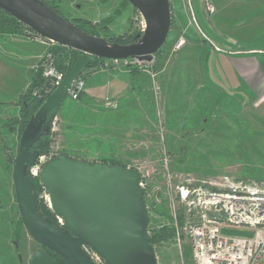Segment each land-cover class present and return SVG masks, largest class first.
<instances>
[{"label": "rangeland", "instance_id": "1", "mask_svg": "<svg viewBox=\"0 0 264 264\" xmlns=\"http://www.w3.org/2000/svg\"><path fill=\"white\" fill-rule=\"evenodd\" d=\"M50 1L58 2L69 22L94 25L102 39L113 41L142 33L143 19L130 4L124 6L123 0ZM169 3L172 23L159 53L149 63L105 61L87 69L81 99L63 101L50 128L48 149L34 165L41 171L48 161L66 156L137 171L149 217L148 237L154 238L161 229L171 234L154 241L157 264L189 262L187 231L196 221L194 189L221 192L242 183L264 190V91L238 95L227 91L222 80L229 75L228 59L247 56L254 49L264 53L259 46H251L255 47L251 51L230 44L231 38L246 45L258 43L256 38L264 34V9L258 12L256 8L259 3L264 7V2ZM105 19H111L106 26ZM23 38L34 40L36 46L42 44L28 30ZM1 39L0 264H29L43 247L29 236L23 223L17 228L21 218L12 169L21 125L13 123L19 118V107L13 101L27 90L31 70L36 71L39 62L42 72L43 59L54 46L49 45L34 64H26L32 69L17 71L15 84L6 83L2 64L18 62L10 56L13 45L7 43L11 41L4 49ZM61 62L67 66L66 57ZM132 68L136 73L130 72ZM33 181L37 201L51 211L39 176ZM183 190L189 192L186 199L180 195ZM55 222L62 228L56 217ZM89 253L94 264H104Z\"/></svg>", "mask_w": 264, "mask_h": 264}, {"label": "water", "instance_id": "2", "mask_svg": "<svg viewBox=\"0 0 264 264\" xmlns=\"http://www.w3.org/2000/svg\"><path fill=\"white\" fill-rule=\"evenodd\" d=\"M145 24L133 43H109L90 35L53 13L39 0H0V10L41 38L58 47L54 63L67 53V68L53 92L28 120L22 131L12 179L21 221L29 236L58 255L65 264H94L85 248L104 264H157L148 242L149 217L137 171L105 163H89L58 156L44 164L39 179L46 189L50 209L62 228L45 223L32 195L33 179L26 169L40 156L34 144L47 133L67 98L70 85L96 59L136 60L149 63L167 39L171 12L169 0H126ZM227 236L251 238L246 231L222 229ZM29 264H57L43 250Z\"/></svg>", "mask_w": 264, "mask_h": 264}, {"label": "built area", "instance_id": "3", "mask_svg": "<svg viewBox=\"0 0 264 264\" xmlns=\"http://www.w3.org/2000/svg\"><path fill=\"white\" fill-rule=\"evenodd\" d=\"M144 30L145 24H142L141 32L143 33ZM32 37L48 47L56 45L37 34ZM109 61L126 63L129 60ZM42 77L48 82L51 80L50 85L54 88L61 78V74L55 67L52 53H48L43 59ZM83 89L84 82L78 78L70 85L67 97L78 100ZM34 165L29 168L35 167L37 171H40ZM188 193L183 190L180 194L182 199H186ZM191 194L194 195L193 201H196L192 203L196 210V221L187 231L190 249L189 262L181 259L180 264H264V190L255 185L238 183L232 185L227 191L216 192L198 188L194 189ZM56 218L62 226V220ZM222 229L251 232L252 237L223 235ZM84 250L92 260L89 253L92 251L88 248ZM96 257L98 258L97 255Z\"/></svg>", "mask_w": 264, "mask_h": 264}, {"label": "trees", "instance_id": "4", "mask_svg": "<svg viewBox=\"0 0 264 264\" xmlns=\"http://www.w3.org/2000/svg\"><path fill=\"white\" fill-rule=\"evenodd\" d=\"M41 3H43L47 8H49L53 13L57 14L59 17L63 18L65 21L69 22L67 19L63 17L61 14V11L59 9V5L57 1H50V0H39ZM100 1H105V0H100ZM129 3L126 0H123V5H128ZM120 14V10L116 13V15ZM111 22V19L104 20V25H108ZM71 23V22H69ZM171 23H172V17H171ZM73 24V23H71ZM76 27L79 29L83 30L84 32L99 37V34L97 33L96 27L92 25L91 23H86V22H81V23H74ZM171 27V24H170ZM25 30H28L31 32L32 36L36 35L30 28L22 25L19 23L16 19H14L12 16L7 14L4 11L0 10V37H5L9 35H19V36H25ZM142 35V33H136V34H125L124 36H119L115 40L110 41L107 39H104L105 41L109 43H117L121 45H126L133 43L139 37ZM100 38V37H99ZM58 47L54 45V47L50 50V52L55 56V53L57 51ZM160 50L156 52V54L159 53ZM67 53H64L60 56L59 61H58V70L60 71H65L67 66L63 65V62H61L63 56L67 58ZM109 61V60H103V59H96L95 63L87 69H94L101 63ZM41 63L37 65L36 71L32 73V80L31 83L29 84L27 90L20 95L18 98L17 102H15V105L19 107V113L18 116L19 118L16 120H13V123H20L21 125V133L24 130L28 120L31 118V116L37 111V109L40 107V105L44 102V100L53 92L55 89L53 86L49 84V82L42 78V72L39 69ZM86 69V70H87ZM85 70V71H86ZM85 71L80 75L79 78H83V74ZM130 72H135V70L132 68V71ZM82 97V93L80 94L79 98L77 101H79ZM59 111V110H58ZM58 114V112H57ZM17 118V117H16ZM49 136H50V130L47 133H44L40 139L34 144L32 147V151H38L39 154H42V152L47 151L48 145H49ZM109 164V163H108ZM110 165H115V166H123V165H116V164H111ZM125 167V166H124ZM140 182V180H139ZM36 189H37V184L36 182L33 181L32 185V195L35 200L36 204V209L38 214L42 217V219L45 221V223L52 225L54 227H57V224L55 222V216L54 214L49 211L44 205L40 204L37 201L36 197ZM22 225L21 219L19 220L17 224V228L20 230V226ZM170 231L166 229H161L160 231L156 232L154 235V238L148 237V242L149 244L153 247L154 241L158 242L161 240H165L170 237ZM44 252L47 253L52 260H54L57 264H65L64 261L55 253L50 252L49 250L43 248Z\"/></svg>", "mask_w": 264, "mask_h": 264}, {"label": "crops", "instance_id": "5", "mask_svg": "<svg viewBox=\"0 0 264 264\" xmlns=\"http://www.w3.org/2000/svg\"><path fill=\"white\" fill-rule=\"evenodd\" d=\"M263 1L264 0H260ZM260 4V3H259ZM258 4V7L256 8L259 12L260 10L264 9V7H261V5ZM228 38L229 36H225ZM230 39V38H229ZM1 41H3L4 49H6V43L7 41H11L13 47L10 48L13 51V54L10 55L13 58L17 59L18 63L21 64H15L12 65L9 62L7 64H2L4 73V77H7L6 83H16L15 78H17V71H20L25 69H32V67L29 68V66L26 67V64H30L34 62H37L47 51L48 49L46 45L40 44V46L35 45V41L32 39H25L23 36L19 35H9L2 37ZM252 41V40H248ZM256 41L258 43L252 44H244L241 43L240 39L237 38H231L230 44H233V47H238L237 50H251L256 52L249 53L247 56H233V58H230L227 60L228 64V71L229 75H225L223 77V83L224 87L227 89V91H230L232 93H237L238 95H256L264 91V53L259 52L260 49H254L255 47L251 46H259L262 47L264 50V34H261L258 38H256ZM235 42V43H234ZM235 45V46H234ZM34 47V48H33ZM45 47V48H44ZM254 49V50H253ZM5 52V50H4ZM10 57V58H11ZM15 59V60H16ZM6 61V60H5ZM7 62V61H6ZM40 63V62H39ZM38 63V64H39ZM35 71V69L31 70V78L26 83L25 88L29 86L32 80V73ZM5 82H3L5 84ZM6 85V84H5ZM109 85V84H108ZM111 85L109 86L110 89ZM21 94H19L18 98ZM15 98V97H14ZM18 99H14V104L17 102ZM18 107V106H17Z\"/></svg>", "mask_w": 264, "mask_h": 264}, {"label": "bare ground", "instance_id": "6", "mask_svg": "<svg viewBox=\"0 0 264 264\" xmlns=\"http://www.w3.org/2000/svg\"><path fill=\"white\" fill-rule=\"evenodd\" d=\"M29 174L33 179H37L39 171H37L35 167H33L30 169Z\"/></svg>", "mask_w": 264, "mask_h": 264}, {"label": "flooded vegetation", "instance_id": "7", "mask_svg": "<svg viewBox=\"0 0 264 264\" xmlns=\"http://www.w3.org/2000/svg\"><path fill=\"white\" fill-rule=\"evenodd\" d=\"M14 162H15V159H14ZM14 162H13V166H14ZM28 169V168H27ZM27 169H26V173H27ZM13 171V169H12ZM12 182H13V179H12ZM14 186V185H13ZM15 191V190H14ZM16 200V199H15Z\"/></svg>", "mask_w": 264, "mask_h": 264}]
</instances>
